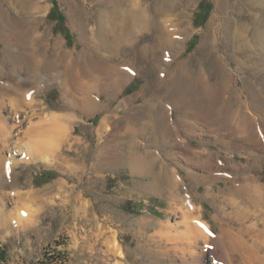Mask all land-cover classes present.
Returning a JSON list of instances; mask_svg holds the SVG:
<instances>
[{"label": "rangeland", "instance_id": "1", "mask_svg": "<svg viewBox=\"0 0 264 264\" xmlns=\"http://www.w3.org/2000/svg\"><path fill=\"white\" fill-rule=\"evenodd\" d=\"M78 1L84 9V21L88 30L97 35L96 23L106 0H26L28 5L25 7H21L19 0H0V26L4 23L2 14L4 17L8 15L11 20L20 21L22 29L30 31L31 37H40L44 39L45 45H49V50L46 46V49H40V54L54 57L52 55L55 52L69 53L67 57L61 58L60 65L63 67L60 72H64L69 59L72 62L87 47L97 44V38L82 40L78 31L70 25L68 7L76 6ZM227 1L231 7L226 16L232 23L250 26L255 17L264 19V6L249 5L244 0ZM215 3L216 0L196 1L189 21L192 31L185 37L180 49V60L187 64L181 75L177 73V80H168L166 84L165 81L157 80L153 65L145 61H141L142 65L137 72L124 67L133 77L123 85L113 84L105 74L103 76L92 71L87 74L79 70L73 80L66 79L65 76L52 78L44 72L35 73V79L31 80L34 72H29L24 63L15 66L5 62V46L0 41V72H4L0 73V86H12L10 95L0 91V264H42L48 257L56 254L60 257L51 264H117V261L122 264H182L186 254L180 249L188 243L185 235L188 234L190 223L183 215L186 212L187 198L176 202L166 194L159 195L148 187L153 176L146 168L140 167L139 171L133 172L132 159L144 151L157 160L153 166L154 172H159L160 168L167 165L166 169L180 178V182L186 185L187 196L201 209L203 221L208 222L215 233L223 222L216 216L214 205L205 199L206 188L201 184L203 177L209 174L202 167L208 163L206 154H211L214 165L218 162L225 165L231 162L239 166L249 165L261 182L264 181V123L259 115L253 116V129L249 125L245 126L246 129L240 124L237 115H234L231 128L224 131L219 124L212 127L203 120L188 118L184 113L185 109L173 102L177 93L180 92L181 95L182 91L186 92L194 102H200L196 103L198 108H209V111L212 109L210 112L214 114L210 113V117L220 121L225 105H236L235 102L238 101L232 95L230 98L232 90L242 94L241 88H247L250 84L264 97V72L261 68L246 69L244 57L234 56L232 51L223 46L212 56L207 50H201L200 45L214 16ZM234 7L241 11L237 14L233 11ZM53 9L59 12L60 20L51 18ZM179 10L180 7L177 6L168 14L176 22L170 24H179ZM220 24L222 22L217 20L214 37L217 44H226L227 33L222 31ZM254 33L253 29L251 35ZM58 40L62 43L61 47L57 46ZM11 50L12 55L21 56L22 59L25 57L18 53L16 47ZM176 50L169 51L165 60L171 63L172 58H177ZM120 52V60L139 57L133 47H125ZM104 53L105 59L110 57V53ZM216 56H219V60ZM240 61H243L244 68L239 67ZM250 65L252 66L251 63ZM224 67L229 72H224ZM8 70L14 72L13 82L6 79ZM182 75L185 78L180 79ZM226 76H230L232 84L227 83ZM21 83L26 84L22 89ZM130 85H134V90L125 93ZM200 86L201 89L196 88ZM131 98L133 103H127ZM151 109H156L154 116ZM164 115H167V123L173 131V137L167 139L161 137V123L155 121ZM53 116L59 117L61 126L66 130L58 145L56 162H29L25 153L20 150L24 149L28 141L25 132L30 128V121L36 123L42 118ZM18 119L26 121L23 126L18 124ZM182 120H187L193 126L188 129L183 127ZM147 125H150V130L143 133L142 128ZM231 133H241L244 137L252 133L257 137L255 140H248L250 144L247 140L245 143H237L232 141L229 136ZM192 152L203 153L204 157L197 159L190 154ZM249 154L253 155L250 164L247 161ZM43 171H51L56 175L48 183L38 186L36 180ZM220 183L222 187L223 184ZM250 204L252 203L247 208ZM226 209L229 213L228 226L237 229L240 236L253 238V234L249 233L250 227L264 220L263 207L251 206L245 224L237 221L243 214L234 205L229 204ZM182 218L185 223H181ZM161 224L170 228V240L168 237L161 239L158 235ZM113 236H116L122 246L125 254L123 258H118L112 252L110 239Z\"/></svg>", "mask_w": 264, "mask_h": 264}, {"label": "bare ground", "instance_id": "2", "mask_svg": "<svg viewBox=\"0 0 264 264\" xmlns=\"http://www.w3.org/2000/svg\"><path fill=\"white\" fill-rule=\"evenodd\" d=\"M196 1L197 0H152L151 2H147L144 0H106L105 2L106 5L104 6L103 11L100 14V18L97 20L96 23L97 35H94V32L91 31L90 29L88 30L87 23L84 21V16H85L84 9L83 7H81V3L78 1L76 3V6L72 5L68 7L70 23H71L70 25L72 28H74V30L78 31L80 38L82 40H88V39L93 40V38H97L96 41L97 44L92 45L91 47H87V50L82 51L76 59H73L72 62H69L70 60L69 59L68 63L64 67L65 69L64 72H60L61 67H63L60 65L61 58L67 57L69 53L61 52L57 54L55 52L52 55L54 57H48L45 54H40L41 52L40 49H46V46H47V50H49L48 48L49 45L44 44V39L40 37H34V38L31 37L30 31L29 33L27 30H25V28L22 29L23 27H21L22 23H20V21L11 20V18H8V15L5 14L6 16L4 17V14H2L3 15L2 20L4 23L1 24L0 26V41L3 42L5 46L4 48V54L6 55L5 62H10L15 66H20L24 63L25 68L29 70V72L30 71L34 72L31 76V80L32 78L35 79V75H36L35 73H43V72L47 73L52 78L65 76L66 79L72 78L73 80L75 78L76 73H78L79 70L86 72L87 74L91 71L103 76L105 74L106 77L108 76L110 77L111 79L110 81H112L113 84L118 83L119 85H123L133 77L130 71L137 72L140 69V65H142L141 61H145L146 63L153 65V69L158 78L157 80H159L160 82L165 81L166 84V82L168 83V80L176 79L175 77L177 73L180 74L182 72L183 67L187 64L185 61L180 60V54H181L180 49L182 47L181 45L185 41V37L192 31L191 27L189 26V21L191 18V11L195 7ZM244 1L249 5L258 6V7L264 6V0H244ZM19 4L21 5V7H23V5L24 7L28 5L26 3V0H19ZM215 4L216 5H215L214 16L208 25L207 31L205 33V38H203V41L200 45L201 50L205 49L211 55L214 52H216L218 49L222 48L223 46L226 49L232 51L234 53V56H238V55L243 56L244 59L246 60L244 62L246 69L253 68L255 70H258V68H261L264 72V68H262L264 67V19L260 20L255 17L253 19L254 20L253 24H251L252 27H250L251 25L249 26L247 24L245 25V24L232 23L230 18L226 16L227 10L231 7L228 5V1L216 0ZM177 6L180 7L179 12L177 13V22H179V24L172 25L170 23L175 21L171 17H168V14L171 13ZM237 9L238 7L237 8L234 7L233 11L238 14L241 10L239 11ZM23 11L27 13L25 9H23ZM217 20H220V23L222 22V25L220 24L222 26V31H225V33H227L226 44H223L220 41H219L220 43L217 44V39H215L214 37ZM169 29L171 30L169 31ZM253 29L255 30V33L254 35H251L253 33ZM149 31H152V33L150 34ZM176 31L177 33H174ZM164 35H167L168 38L164 37ZM57 46L60 47L62 46L60 40L57 41ZM12 47H16L18 53H22L23 55H25V57L22 59L21 56L19 57L16 54L12 55L13 52L11 50ZM125 47L126 48L133 47V50L134 49L137 50L139 57H135L134 59L128 58V60L118 59V54L120 50H122ZM175 49L178 50V51L176 50L178 52L177 58L176 57L172 58L171 63L168 60L166 61L165 59L167 55H169L168 54L169 51L171 52ZM124 51L126 52V50ZM258 51L261 52L258 53ZM103 52H105L104 54H106L107 52L110 53V57L105 59ZM135 55L137 56V54ZM219 56H216V59L218 58L219 60ZM240 62L241 63H239L240 65L239 67L242 66L244 68L243 61ZM250 63L252 64V66L250 65ZM124 67L129 68L130 71L127 69L125 70ZM226 69L228 68L224 67V72L227 71ZM240 70L241 68H239V71ZM0 73H4V72H0ZM6 74H7L6 79L9 80L10 82H13V78L15 77L14 72L12 70L11 71L8 70ZM183 75L180 79L185 78L183 77ZM189 75L190 74L188 72V76ZM247 76L249 77V75ZM225 80L227 81V83L229 82V84H232L230 76H228V78L226 76ZM25 85L26 84L21 83V89L24 88ZM208 85H210V83ZM249 86L247 88H245V86L241 88V91L243 92L242 94H238L235 90L234 92L232 90V94H230V98L232 95L233 99L234 97H236L238 101L235 102L236 105H234L233 103L232 104L229 103L228 105H225L224 109L222 110L224 115L220 121H216L215 118L212 119L210 117L211 115L210 113H212L210 111L212 109L209 111V108L207 109L202 107L198 108L197 107L198 104L196 103H198L199 101L194 102L193 101L194 99L192 100L191 99L192 97L190 98V95L188 96L186 92L182 91L181 92L182 94L180 95V92L177 93L178 92L177 90V92H175V94L176 93L177 94L173 97V102L174 104L183 107V110L185 109L184 113L188 118L194 117L195 121L196 119L199 121L203 120L205 121V123L211 124L212 127L219 124L222 130L229 131V129L232 126L231 124V122H233L232 119L235 117L234 115H237V118L239 119L240 124L242 126L244 125L245 127L249 125L253 129L254 127L253 124L255 120L254 119L255 117L253 116L259 115V119L262 120L264 123V97L259 93V90L252 88V86L250 87ZM180 87L182 86L180 85ZM187 87L189 86L187 85ZM196 88L201 89V86ZM237 89L239 90L238 86ZM244 89L247 90L244 92ZM0 91L10 95L12 91V86L11 85L0 86ZM63 94L65 95V93ZM244 94H246L247 96L245 97ZM204 95L206 94H203V96ZM127 103L132 104L133 98L129 99ZM146 104L147 102H145V106ZM151 110H153L152 115L154 116V114L156 113V109H151ZM217 116H218V112H217ZM179 118L180 117H178V119ZM167 119H168L167 115H164L163 117L161 116L159 120H155L161 123V128L159 131L163 139L173 137V131L168 125L169 123H167ZM17 122L19 125L23 126L26 121L19 120ZM152 122L153 120L151 121V123ZM168 122L170 121L168 120ZM29 124H30V128L25 132L28 141L26 145H24V149L20 151L25 153L26 155L25 157L29 162H38L44 164H52L56 162L58 156L57 154L58 145L62 140V136L66 133L65 128L61 126V123L59 122V117L53 116L51 118H42L36 123H32L30 121ZM147 126H144L142 128L143 133L145 132V130L147 131L150 130L149 129L150 125ZM182 126L188 129V127L190 128L193 125L189 123L187 120H182ZM213 131L215 130L213 129ZM241 133L240 135H237L236 133H231L229 136H231L232 141L237 143H241V142L245 143L246 140L247 141L255 140L257 137V136L255 137V135L252 133L250 135L248 133L249 136L244 137L241 136ZM260 138H262V136ZM249 142L250 141H248V143ZM261 142H262L261 144H263L262 140ZM190 154H192L197 159H202L204 157L203 153L192 152ZM206 155H207L208 163L202 165V167L205 169V171H208L209 174L208 176L203 177V182L201 184L204 185L206 188L205 199L210 201L214 205V211L216 216L220 217L221 221L223 222L219 224V231L217 233H215L213 227L208 222L203 221L201 209L197 207L194 201L186 194L187 193L186 185L182 184L180 182V178L178 179L177 176L173 175L171 171H169L170 169L169 170L166 169L167 165L165 168L164 167L160 168L159 172L157 173L154 172L153 166L156 165L157 160L152 159L153 156L150 157L149 153L144 151L142 154H138L134 156V158L132 159V170L133 172H136L140 167L146 168L149 174L153 176L152 182L148 186L151 191H154L159 195L166 194L168 198L176 202L183 201L187 198L186 212H184L183 215H184V219H187L190 223H189L188 234L185 235L186 236L185 238L188 239V243L185 246H182L181 249L179 248L181 252L184 253V255L186 254V256L183 257L182 259L183 262L182 264H207V263L208 264L209 263L210 264H264V220L252 224L250 227L251 231L249 233L253 234V238H249V237L246 238V236L238 235V233L236 232L237 229L228 226L227 220L229 217V213L227 212L226 209L229 204L234 205L236 210L240 211L243 214L242 217L237 218V221L242 224H245L246 223L245 219L250 214L251 206H253L254 208L263 207L264 209V183H263L264 181L261 182L262 180L259 178V176L253 173V167L249 165L239 166L233 164L232 162H231L232 164L230 163L228 165H225L224 163L219 164V162L217 165H214V160L212 159L211 154H206ZM252 159H253V155L249 154L247 156V161L249 164L252 161ZM220 182H222L223 184L222 187ZM214 187H216V190H214ZM18 196H20V193L18 194ZM248 202L252 204H250L249 207L247 208L249 204ZM215 219L217 220V217H215ZM181 220L183 221V218ZM181 223H185V222L183 221ZM186 224H188V222ZM169 229H170L169 227L163 224L160 225V230L158 232V235H160L161 239H163L164 237L169 238L170 236L168 233ZM110 240H111L110 244L112 247V252L115 255H117L118 258L119 257L123 258L125 254L122 251L123 250L122 246L117 240L116 236H113L112 239ZM117 264H122V263L117 261Z\"/></svg>", "mask_w": 264, "mask_h": 264}, {"label": "trees", "instance_id": "3", "mask_svg": "<svg viewBox=\"0 0 264 264\" xmlns=\"http://www.w3.org/2000/svg\"><path fill=\"white\" fill-rule=\"evenodd\" d=\"M205 7V6H204ZM207 7H209V6H207ZM58 13L59 12H57V10L56 9H53V11H52V16H51V18H54V20H56V19H58V20H60V18H59V16H58ZM133 86L134 85H130L127 89H126V91H125V93H129V92H132L133 90H134V88H133ZM55 173L54 172H51V171H43L42 173H41V175L40 176H38L37 177V180H36V184L38 185V186H43L44 184H46V183H48L51 179H53L54 177H55ZM155 211V210H154ZM57 255V254H56ZM56 255H51L50 257H48L47 259H46V261L45 262H43L44 264H51L52 262H54L55 261V259H58L60 256H56ZM5 256V254H3L2 255V257H4ZM42 263V264H43Z\"/></svg>", "mask_w": 264, "mask_h": 264}, {"label": "built area", "instance_id": "4", "mask_svg": "<svg viewBox=\"0 0 264 264\" xmlns=\"http://www.w3.org/2000/svg\"><path fill=\"white\" fill-rule=\"evenodd\" d=\"M55 264H56V262H55Z\"/></svg>", "mask_w": 264, "mask_h": 264}]
</instances>
